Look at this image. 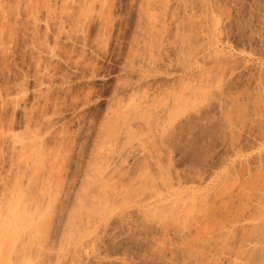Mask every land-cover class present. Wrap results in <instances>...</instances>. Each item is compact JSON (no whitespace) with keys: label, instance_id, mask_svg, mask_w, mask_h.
I'll use <instances>...</instances> for the list:
<instances>
[{"label":"rangeland","instance_id":"obj_1","mask_svg":"<svg viewBox=\"0 0 264 264\" xmlns=\"http://www.w3.org/2000/svg\"><path fill=\"white\" fill-rule=\"evenodd\" d=\"M0 207V264H264V0H0Z\"/></svg>","mask_w":264,"mask_h":264},{"label":"bare ground","instance_id":"obj_2","mask_svg":"<svg viewBox=\"0 0 264 264\" xmlns=\"http://www.w3.org/2000/svg\"><path fill=\"white\" fill-rule=\"evenodd\" d=\"M13 193H14V192H13ZM18 195H19V194H18ZM3 199H5V198H3ZM8 200H9V199H8ZM9 204H10V203H9ZM9 204H8V205H9ZM11 204H12V203H11ZM11 204L8 206V209H10L9 212H12V211H13V207H12L13 205L11 206ZM6 205H7V204H6ZM21 205H22V204H21ZM25 207H26V206H25ZM0 208H1V207H0ZM26 210H27V209H26ZM18 211H19V210H18ZM25 212H26V211H25ZM13 213H14V212H13ZM13 213H12V214H13ZM22 216H23V215H22ZM2 225H4V224H2ZM0 227H1V226H0ZM9 227H10V226H9ZM12 227H13V226H12ZM2 228H3L4 230H3ZM5 228H6V227H5ZM5 228H4V227H1V228H0V231L3 230V232H4V231L6 230ZM10 228H11V227H10ZM33 232H34V231H33ZM1 234H2V233H0V235H1ZM37 235H38V234H37ZM1 236H2V235H1ZM1 236H0V237H1ZM1 238H2V237H1ZM1 238H0V241L2 240ZM37 239H38V238H37ZM28 240H29V239H28ZM16 244H17V243H16ZM16 244H15V245H16ZM29 244H30V243H29ZM13 247H14V245H13ZM20 247H21V246H20Z\"/></svg>","mask_w":264,"mask_h":264}]
</instances>
